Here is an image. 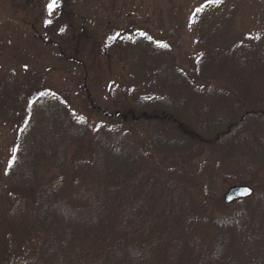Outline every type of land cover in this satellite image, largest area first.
I'll return each mask as SVG.
<instances>
[{"label": "trees", "instance_id": "obj_1", "mask_svg": "<svg viewBox=\"0 0 264 264\" xmlns=\"http://www.w3.org/2000/svg\"><path fill=\"white\" fill-rule=\"evenodd\" d=\"M211 51L200 78L167 79L177 88L214 90L203 115L197 105L189 110L186 99L179 105L166 99L159 108L143 102L142 113L90 107L101 119L79 121L45 74L2 81L0 118L17 124L18 138L9 156L0 150V225L17 219L29 234L30 256L20 264H264V249L230 250L255 237L247 200L216 217L212 205L222 208L216 193L206 189L208 205L192 192L194 162L207 152L223 157L226 151L230 166L253 173L264 165L255 154L264 130L255 140L253 128H244L249 117H264V44ZM220 70L224 79L213 75ZM146 124L154 125L158 161L135 150L125 132Z\"/></svg>", "mask_w": 264, "mask_h": 264}, {"label": "rangeland", "instance_id": "obj_2", "mask_svg": "<svg viewBox=\"0 0 264 264\" xmlns=\"http://www.w3.org/2000/svg\"><path fill=\"white\" fill-rule=\"evenodd\" d=\"M240 43L249 47L264 44V5L260 1L0 0V88L6 86L2 81L9 77L24 79L32 73L34 77L45 74L58 92L57 100L79 121L100 120L93 109L120 115L142 113L145 108L139 105L143 102L151 101V105H144L146 108H159L166 99L173 105L186 99L189 110L197 105L203 115L214 90L200 91L185 84L177 88L168 85L167 79L191 74L200 78L205 53L209 56V51L215 49L228 52ZM215 54L225 55L219 51ZM26 65L29 69L25 71ZM213 75L224 79L221 70ZM207 78L201 77L199 82L209 85L204 80ZM19 85H23L22 90L26 88ZM5 118H0V150L9 156L18 133L17 124ZM249 126L256 140L257 132L264 130V117H249L244 128ZM127 129L135 150L139 147L146 155L155 154L156 161L161 158L160 150L152 149L151 141H156L152 139L154 125H128ZM259 141L256 147L260 155L255 154L264 158V134ZM228 161L226 151L223 157L208 152L198 157L192 172V192L200 197V203L201 197L206 198L208 205L212 198L206 195V189L215 192L222 205H212L217 217L241 204L225 207L223 198L229 189L252 188L254 194L247 203L256 217L252 222L255 237L251 242L242 238L239 244L233 236L236 245L230 250L233 255L263 250L264 165L253 173L244 166H230ZM28 235L17 219L6 218L0 225V264L25 262L30 256ZM9 255L12 258L6 261Z\"/></svg>", "mask_w": 264, "mask_h": 264}, {"label": "water", "instance_id": "obj_3", "mask_svg": "<svg viewBox=\"0 0 264 264\" xmlns=\"http://www.w3.org/2000/svg\"><path fill=\"white\" fill-rule=\"evenodd\" d=\"M253 195L252 188L248 186H238L229 189L223 198V203L226 206L233 204L236 201L247 200Z\"/></svg>", "mask_w": 264, "mask_h": 264}, {"label": "snow or ice", "instance_id": "obj_4", "mask_svg": "<svg viewBox=\"0 0 264 264\" xmlns=\"http://www.w3.org/2000/svg\"><path fill=\"white\" fill-rule=\"evenodd\" d=\"M216 2H220V0H216Z\"/></svg>", "mask_w": 264, "mask_h": 264}]
</instances>
